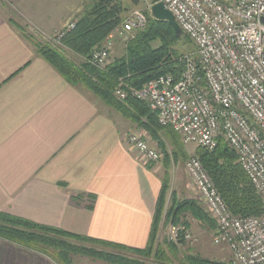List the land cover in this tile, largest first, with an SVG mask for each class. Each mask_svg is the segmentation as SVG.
<instances>
[{
	"label": "crops",
	"instance_id": "obj_1",
	"mask_svg": "<svg viewBox=\"0 0 264 264\" xmlns=\"http://www.w3.org/2000/svg\"><path fill=\"white\" fill-rule=\"evenodd\" d=\"M5 1L0 0V213L145 249L161 177L128 146L129 132L138 129L43 60L12 23L23 13L14 0ZM78 13L59 24L32 14L34 22L24 21L53 33ZM165 231L161 224L159 244ZM77 257L74 264H106ZM0 264L55 263L0 239Z\"/></svg>",
	"mask_w": 264,
	"mask_h": 264
},
{
	"label": "built area",
	"instance_id": "obj_2",
	"mask_svg": "<svg viewBox=\"0 0 264 264\" xmlns=\"http://www.w3.org/2000/svg\"><path fill=\"white\" fill-rule=\"evenodd\" d=\"M156 3L172 14L195 51L184 57L177 81L163 75L134 88L119 79L112 97L146 103L158 125L170 127L185 145L212 152L221 137L234 151L262 202L260 216L231 215L196 157L187 160L186 173L214 222L212 244L228 251L229 264H264V0H153L149 9ZM145 23L140 13L125 19L87 62L105 70L114 61L113 39L128 41ZM72 27L55 33L52 44L60 46ZM128 146L146 163L160 161L136 135H129ZM166 240L177 247L196 242L183 224L168 225Z\"/></svg>",
	"mask_w": 264,
	"mask_h": 264
},
{
	"label": "trees",
	"instance_id": "obj_3",
	"mask_svg": "<svg viewBox=\"0 0 264 264\" xmlns=\"http://www.w3.org/2000/svg\"><path fill=\"white\" fill-rule=\"evenodd\" d=\"M127 1L132 6L153 3V0ZM127 11L123 0H87L72 20L73 27L64 32L60 46L56 47L39 43L26 33L24 27L12 23L32 43L36 53L71 86L85 89L137 129L146 132L167 162L170 157L173 160L186 159L188 154L179 135L170 127L159 126L156 114L146 103L134 99L119 103L112 97L119 79L134 88H140L163 75H171L177 81L184 70V57L195 51L194 45L183 33L176 35L167 22L157 21L150 12H145L144 27L135 30L133 37L125 44L121 57L114 59L103 71L87 62L91 53L100 48L105 39L121 26ZM66 52L80 60L73 62ZM194 155L231 215L246 218L263 213L262 202L238 164L236 154L221 137L214 151L208 152L196 147ZM168 184L169 173L166 172L161 179L151 232L143 250L73 235L3 213H0V239L46 255L55 264H74L73 258L77 256L106 264H229V261L211 260L194 253L188 244L177 247L168 242L158 243L161 224L164 227L169 224L188 227L184 220L186 215L214 230V222L196 200H179L173 193L166 208ZM182 248L188 250L182 252Z\"/></svg>",
	"mask_w": 264,
	"mask_h": 264
},
{
	"label": "rangeland",
	"instance_id": "obj_4",
	"mask_svg": "<svg viewBox=\"0 0 264 264\" xmlns=\"http://www.w3.org/2000/svg\"><path fill=\"white\" fill-rule=\"evenodd\" d=\"M1 2H3L4 4L7 3V1L5 0H1ZM19 2L21 3L18 4L15 0L13 1L14 4H17V7L15 8L20 12H22L24 16L16 15L14 18L16 19L15 22L21 25L22 27H24L26 33L29 36L33 37V39L37 40L39 43L47 44V45L51 44L54 47L50 39L53 37L55 33L67 27L68 24H70L71 22L66 24L63 28L55 30L53 33H45L40 29L36 28L35 27L36 25L34 24L32 25V23L30 24L26 23L24 21V18L29 20V22H34L31 17V14L35 15V18L37 17L44 18L45 16L47 19H49V23L59 24L62 20H68L67 18H69L68 17L69 15L76 14V12H80L82 10L83 5L87 2V0H24V1L20 0ZM20 4L22 5L20 6ZM123 5L125 6V8L128 9L127 14L125 16L126 19L132 17L134 13H140L144 15L145 12H150L149 2L142 3L139 6H132L127 0H123ZM134 33L135 31L132 32V35H134ZM113 42H114V48H113L112 56L114 59H116L118 57V53L124 52V48H125V44L127 43V40L126 39L119 40L118 38L115 37L113 39ZM67 57L73 60V62L77 63L79 61V58L77 57L72 58L69 55H67ZM129 135L138 136L143 141H145L150 148H153L160 155V161L157 164H151V165L154 167L155 171L159 174L161 179L164 177L166 172L169 173V184H168L169 190L166 197V208H168L170 204V198L173 193L176 194L179 200H190V199L196 200L204 206L200 195L198 194L197 190L192 184V181L187 175L185 169V164L187 160L191 157H196L194 155V151L196 149L195 146L185 145L182 143L181 139L179 138L180 142L187 151L188 154L187 158L182 160L181 159L173 160L172 157H170V159H168L167 162V160H165L164 158L162 151L158 149L156 143H154L151 140L150 136L146 132L140 129L131 130L129 132ZM206 213L209 215L208 212ZM184 220L187 222L188 225L193 227L192 232L194 238L196 239L195 243L189 245L190 251H193L194 253H198L196 252V250H199L201 254H203L202 256L207 259L217 260V261H229L230 254L228 253V251L224 247L214 246L212 244V234H213L212 227H210L209 229L207 228L206 225L200 227L198 222L194 220L190 215H186ZM164 239L165 242H167L166 235L164 236ZM182 250H183L182 252H185L188 249L182 248Z\"/></svg>",
	"mask_w": 264,
	"mask_h": 264
},
{
	"label": "water",
	"instance_id": "obj_5",
	"mask_svg": "<svg viewBox=\"0 0 264 264\" xmlns=\"http://www.w3.org/2000/svg\"><path fill=\"white\" fill-rule=\"evenodd\" d=\"M150 15L152 16L153 19L157 21L167 22L173 28L176 35L179 36L182 33L178 24L175 22L174 17L165 8L163 3H156L152 5L150 8ZM262 22H264V18L262 19Z\"/></svg>",
	"mask_w": 264,
	"mask_h": 264
}]
</instances>
